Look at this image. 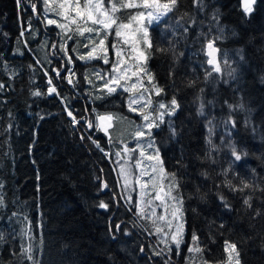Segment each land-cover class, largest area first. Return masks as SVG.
Instances as JSON below:
<instances>
[{
  "label": "trees",
  "instance_id": "1",
  "mask_svg": "<svg viewBox=\"0 0 264 264\" xmlns=\"http://www.w3.org/2000/svg\"><path fill=\"white\" fill-rule=\"evenodd\" d=\"M203 2L201 9L194 0H179L177 10L151 28L153 48L145 63L164 89L155 95L157 102L167 104L175 96L180 104L152 135L164 168L179 178L176 193L184 201L177 254L173 241L155 233L158 224L138 215L135 197L130 200L118 177L123 147L134 144L115 136L110 143L103 131L87 124H97L110 110L133 117L126 108L129 93L97 90L104 83L96 73H110L117 60L112 45L120 47L121 38H107L108 64L81 60L88 41L75 35L67 42L60 28L47 23H66L57 4L46 10L44 0H0V264H33L25 252L29 246L38 264H226V242L236 244L240 264H264V0L250 15L240 0ZM218 28L223 29L215 41L219 72L207 63L206 53V37L220 35ZM65 43L67 54L61 50ZM50 78L59 95L48 94ZM35 91L42 95L34 96ZM201 103L203 116L198 115ZM240 104L242 109L229 108ZM229 116L234 128L224 123ZM169 122L178 133L174 138ZM230 144L247 155L236 162ZM241 181L255 187L233 191L227 186L242 188ZM248 196L251 208L243 203ZM101 201L107 209L98 206ZM193 234L199 253L188 252ZM232 257L236 264L235 253Z\"/></svg>",
  "mask_w": 264,
  "mask_h": 264
},
{
  "label": "snow or ice",
  "instance_id": "2",
  "mask_svg": "<svg viewBox=\"0 0 264 264\" xmlns=\"http://www.w3.org/2000/svg\"><path fill=\"white\" fill-rule=\"evenodd\" d=\"M21 0H17L19 4ZM194 3L200 7L201 9L204 6L203 0H194ZM256 0H243V10L246 15H250L251 12L254 10L253 6L255 5ZM45 5L50 4H57L58 8L61 11L57 12V15H60L62 19L68 21L66 24H61L56 20L49 19L47 21L48 24L52 25L55 24L57 28L62 29V31L67 35L69 32H72L80 37H84L88 42L83 44V47L88 48L89 51L86 54L80 55L78 58L81 60L89 61L94 59H102L103 63L108 64V47L106 45V40L109 35H114L117 38H122V40L118 41L121 45L118 47L116 43L112 45L113 50L115 51V55L117 57L116 62L112 64L111 71L106 76L100 75V73H96V76L104 80V84L102 87L98 88L97 90L103 92L105 95H111L117 92V89H120L122 92L129 93L128 97V111L135 112L141 116L142 124L138 125L136 131L133 134L134 139H136L137 143L134 148L129 149L125 144L123 147V152L129 155V160H131V153L140 150L139 155L140 157L145 156L144 148H152L154 151L147 155L148 160H155L157 165H159V172L163 174L164 178L169 180V183L164 186H161V191H164V195L173 201L176 202L177 207L173 213V219L176 218V214H180V219L182 220V206H183V198L177 195H173V192H179L180 183L179 178L175 172H167L166 169L163 167V161L160 159L159 149L155 148V139L152 136V129L158 128L161 124L165 123V116L172 117L176 115V112L180 108V104L177 101L176 97L173 96L171 100L165 104L162 102H157L156 106L153 107L152 95L159 96L163 93L164 89L156 84L155 78L151 72L147 70L145 67V63L150 55L147 51L148 49L153 48V44L150 37V27L156 23L159 24L165 17H167L170 13H173L177 10L179 0H108L107 7L105 6V0H84V3L81 4V0H44ZM33 12L36 11V5H32ZM121 9H139L134 13H130L126 20H121V18L116 15ZM75 15H72V13ZM187 15L186 13L184 14ZM184 17L182 16L181 19ZM212 19L219 23V17L216 13H213ZM193 23L195 20L193 18ZM70 25H74L75 28L70 27ZM188 29L185 27L184 32L186 33ZM218 32L220 35L214 38H207L206 37V49L208 51V55L211 56L212 52L218 51L214 47L215 41L221 39L223 37V29L218 28ZM85 33L89 34L85 36ZM175 34V33H174ZM23 35V32L21 33ZM72 35H68V39H72ZM123 45H127L128 54L125 55ZM55 47V45L53 46ZM61 50L65 51L67 54L66 43L65 45L61 46ZM174 51V49H168ZM75 51V49H74ZM157 51L164 52L166 49L158 48ZM69 62H71V57L69 56ZM131 62V63H128ZM207 63L209 65H213L215 63L214 59L210 58ZM215 71L219 72L220 68L217 65L215 67ZM234 71V70H233ZM231 74V73H230ZM56 75L59 76V71L56 70ZM74 75V73H73ZM210 75V73H209ZM145 77L147 78V83H145ZM135 78V79H133ZM85 79H88L85 77ZM207 79V77H206ZM49 85L52 84L51 78L48 81ZM69 83H73L72 79L69 78ZM89 83L91 81L89 80ZM150 86V87H149ZM189 86H195L194 82H190ZM3 85H0L2 88ZM203 89H201V92ZM59 95L56 92V88L49 87L48 94ZM34 96L42 95L41 92L35 91L33 92ZM96 99H103L104 96L95 97ZM63 102V101H62ZM235 107L243 108L244 105L240 104L238 106L229 105L230 110L234 111ZM67 110V109H66ZM68 115L72 117L73 125L78 124L79 121L73 116L71 111H68ZM198 115H204V104L201 103L198 109ZM127 119L126 117L119 116L117 114H104L97 117L99 123L93 125L91 121H88V127H96L98 130L103 129L105 134L109 136V142H112L111 134L108 132V127L111 126V122L113 121H120ZM105 122H109L108 126H105ZM209 125H212V121H208ZM226 125L231 124L234 128L236 126L235 121L229 119L224 122ZM247 123V122H246ZM210 133L212 131L211 127L209 129ZM169 132L170 135L174 138L178 135L177 130L175 127L171 125L169 122ZM230 134V133H229ZM83 139V137H82ZM141 140H147L146 145L141 143ZM96 143V141H93ZM211 143V140H209ZM96 146L100 148V145L96 143ZM229 147L231 148V155L234 157L236 162L241 161L242 156H246V152H238L237 148L230 144ZM101 151L103 149L101 148ZM108 155V153H105ZM117 157H120L121 153L117 152L115 154ZM127 163V162H126ZM179 163V161H178ZM141 161L139 159L136 160L135 166L137 168L140 167ZM157 167L151 166V173H156ZM130 174V169L126 168L125 166H121V175L125 178ZM142 175H150L152 180L156 179V176L151 175L148 172H143ZM140 183L139 180L136 181ZM243 184L242 188H237L232 185L230 182L228 183V187L233 191H244V189H248L251 187H255L247 182L241 181ZM148 181H144L140 184L141 188H147ZM2 187V186H0ZM107 187V184L104 185ZM156 200L161 201V205L164 206L165 213L167 212L166 201L161 198L159 192H157L155 196ZM201 199H204L201 196ZM219 199L223 206L226 209L231 210V205L227 202L226 198L223 195L219 196ZM252 197L248 196L244 199L243 203L251 208V201ZM147 207L151 208V212L148 214H144L142 210L138 212V215H141V218L152 220V217L155 215V207L152 205V201H146ZM3 206V200L0 199V207ZM100 208L107 209L108 204L101 201L98 205ZM259 215V212H257ZM156 220L159 221H166L167 226L171 229L172 220H166V215L161 214L156 216ZM155 224V221H153ZM223 227V225H221ZM181 228L182 224L177 227V230L174 234H172L171 239L175 243L177 254H179L180 245L182 243L181 238ZM120 226L116 225V230L119 231ZM155 233L156 234H163L164 228L163 226L156 225L155 226ZM128 234L127 232L125 233ZM166 235V234H165ZM115 238V237H113ZM198 237L193 234L192 241L194 247H189V253H199L202 249L196 244ZM3 241V237L0 236V242ZM231 250V251H229ZM143 251V248H141ZM168 252H171V247H168ZM25 252L28 253L27 259L32 261L33 264H38L35 260L34 256L31 253V248L29 246L28 249H25ZM164 252L162 249L160 252H155L154 255H161ZM225 252L229 253V264L232 259V254L235 253L236 264H240L239 262V252L237 250V246L235 243L226 242L225 245ZM165 264H170L169 261H165Z\"/></svg>",
  "mask_w": 264,
  "mask_h": 264
},
{
  "label": "rangeland",
  "instance_id": "3",
  "mask_svg": "<svg viewBox=\"0 0 264 264\" xmlns=\"http://www.w3.org/2000/svg\"><path fill=\"white\" fill-rule=\"evenodd\" d=\"M83 3H84V0H81V4H83ZM117 3H119V0H117ZM107 5H108V0H105V6L107 7ZM44 7L46 10H50L52 7V4L45 5ZM138 10L139 9H121L119 12L116 13V15H118L121 18V20H126L130 13H134ZM52 11H53V8H52ZM72 15H75V13L73 12ZM165 18L161 22H163L165 20ZM52 20H56V19H52ZM59 23L66 24V23H68V21H66V23H63V22H59ZM155 25H156V23H154L150 27V29H149L150 34H151V28L154 27ZM71 26H73V25H70V27ZM73 27H75V26H73ZM28 30L29 29H27L26 31H28ZM63 35L67 37L66 41L69 42L70 40L68 39V35H72L74 38L76 34L69 32L66 35L63 32ZM85 35L88 36L89 34L85 33ZM108 37H110V35ZM121 40H122V38H121ZM123 46H124L123 48L125 49L124 54L127 55L128 54V51H127L128 46L127 45H123ZM219 53H220V51H219ZM108 58H109V54H108ZM214 61H215V63L213 64V66L216 67L218 65L219 68L222 67V59L219 57V55H218V57H216V59ZM128 63H131V62H128ZM105 75H107V74H105ZM133 79H135V78H133ZM103 83H104V80H103ZM51 87H53V85H51ZM117 90L120 93H122V91L120 89H117ZM126 100H127L126 101V105H127L126 108L128 109V98ZM152 101H153V105L155 106L157 103V97L154 94L152 95ZM162 103H165L164 100L162 101ZM118 104H119V101H118ZM110 113L111 114H117L119 116L127 118L124 120L111 122V126L108 129V132L111 134V137L115 136V137H119L122 139H126V140L132 142L134 144V147H135L137 141H136V139H134L133 134L136 131L137 126L142 124L141 116L135 112H130L131 114H133V117L131 118L128 115H126V113L122 112L121 110H118V111L110 110L108 114H110ZM166 117L167 116H165V118ZM98 123H99V121H98ZM153 129H152V135H153ZM99 130H101L105 133V131L103 129H99ZM107 137H109V136L107 135ZM141 143L146 145L147 140H141ZM154 147L158 148L156 143H155ZM144 151H145L144 157H140V155H139L140 150L139 149H137L136 152L131 153L130 154L131 160H129L128 154H125V153L123 154V156L125 157V162L123 164H121L120 167L118 168V177L122 183V186L126 190L128 195L130 196L131 201H133V198L135 197V205H136V209L138 210V212L140 210H142L144 214L150 213L151 208L147 207L146 201H149V200L152 201V205L155 207L156 212H155V215L152 217V220H150V222L152 224H154L153 221H155V224L157 223L160 226H166V228L169 231L168 232V231L164 230L166 233L162 234V238L160 237L164 242L172 241V239H171L172 234H174L176 232L177 227L180 226L181 224H182L181 238H183L184 237L183 236L184 235L183 207H182V220L180 219L179 213H177L176 218L173 219V213L175 211V208L177 207L176 202L171 200V199H168L164 195V191H161V186L162 185L166 186L169 182H168L167 178H164L163 174H161L159 172V165H157V162L155 160H148L146 158L149 153H152L154 151V149L145 147ZM137 159H139L141 161L139 168H137L135 166V162ZM160 159H161V156H160ZM122 165L125 166L126 168L130 169V174L127 176V178H125L121 175V166ZM154 165L157 167V172L151 173V166H154ZM163 167H164V165H163ZM143 172H148L151 175L156 176V179L152 180L150 178V175H142ZM137 180H139L140 183H137L136 182ZM144 181H148V185H147V188L142 189L140 184L143 183ZM121 190L123 191V189H121ZM157 192H159L161 195V198L166 201V206H167V212L166 213L164 211V206L161 205V201L155 199ZM173 195H177V193L174 191ZM161 214L166 215V220H168V219L172 220L171 229H169V227L167 226L166 221L156 220V216H159ZM141 222L145 228V224L143 223L142 220H141ZM146 224L149 225L148 222H146ZM225 262H226V264H229V256L225 259ZM230 264H235V260L233 257L231 259Z\"/></svg>",
  "mask_w": 264,
  "mask_h": 264
},
{
  "label": "water",
  "instance_id": "4",
  "mask_svg": "<svg viewBox=\"0 0 264 264\" xmlns=\"http://www.w3.org/2000/svg\"><path fill=\"white\" fill-rule=\"evenodd\" d=\"M240 1H241V7H242V10H243V7H244V6H243V0H240ZM258 1H259V0H256L255 5L257 4ZM255 5H254V6H255ZM254 6H253V8H254ZM243 11H244V10H243ZM214 47H215L216 49H218V47L216 46V43L214 44ZM208 51H209V50L206 49V53H207V56H208L209 59L212 58V59L215 60L216 57H218V55H219V50H218V51H215V52H212V55H211V56L208 55Z\"/></svg>",
  "mask_w": 264,
  "mask_h": 264
},
{
  "label": "bare ground",
  "instance_id": "5",
  "mask_svg": "<svg viewBox=\"0 0 264 264\" xmlns=\"http://www.w3.org/2000/svg\"><path fill=\"white\" fill-rule=\"evenodd\" d=\"M108 124H109V122H105V126L107 127L108 126ZM110 127H108V129H109Z\"/></svg>",
  "mask_w": 264,
  "mask_h": 264
}]
</instances>
